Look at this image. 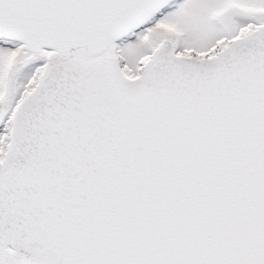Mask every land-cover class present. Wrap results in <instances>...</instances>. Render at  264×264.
<instances>
[{
    "label": "snow or ice",
    "instance_id": "snow-or-ice-1",
    "mask_svg": "<svg viewBox=\"0 0 264 264\" xmlns=\"http://www.w3.org/2000/svg\"><path fill=\"white\" fill-rule=\"evenodd\" d=\"M0 264H264V0H0Z\"/></svg>",
    "mask_w": 264,
    "mask_h": 264
}]
</instances>
